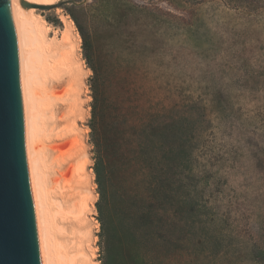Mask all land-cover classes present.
<instances>
[{"label":"rangeland","instance_id":"rangeland-1","mask_svg":"<svg viewBox=\"0 0 264 264\" xmlns=\"http://www.w3.org/2000/svg\"><path fill=\"white\" fill-rule=\"evenodd\" d=\"M254 1L36 7L47 87H33L49 94L31 143L49 264H264V0ZM119 130L121 187L93 144Z\"/></svg>","mask_w":264,"mask_h":264},{"label":"water","instance_id":"water-1","mask_svg":"<svg viewBox=\"0 0 264 264\" xmlns=\"http://www.w3.org/2000/svg\"><path fill=\"white\" fill-rule=\"evenodd\" d=\"M0 264H38L23 152L14 38L4 0H0Z\"/></svg>","mask_w":264,"mask_h":264},{"label":"bare ground","instance_id":"bare-ground-1","mask_svg":"<svg viewBox=\"0 0 264 264\" xmlns=\"http://www.w3.org/2000/svg\"><path fill=\"white\" fill-rule=\"evenodd\" d=\"M56 1L57 0H4L14 38L23 152L33 215L38 264H49V262H51L50 259L53 260V255L56 254V246H54V242L51 238L49 239L48 235H50L51 232L47 224H45V219L42 213L43 211L45 214L46 211V204L43 203L46 200L41 202L43 193L39 194L38 187L36 186L35 154L37 146L31 143L35 129H37L36 124H38V116L40 118L39 124L42 126L40 112L44 110V108L42 109L41 107L42 105L43 107L45 106L46 101L42 104L39 100L43 101L49 94L46 88V80L42 79L45 76L47 67L42 53L43 44L41 45V43L43 42V35L40 34L41 30L38 25L39 22L35 17L34 11L36 10V7H46L54 4ZM40 71H43V73ZM41 76L43 77L41 78ZM34 79H36V82ZM40 80H45L44 83L46 87H43L46 88V91L44 88V91L42 90L38 93V91L34 89L33 85L37 82L39 83ZM42 85L44 84L40 81L39 86L41 87ZM40 87L39 89H41ZM41 92L42 96H40ZM47 244L48 250L46 251Z\"/></svg>","mask_w":264,"mask_h":264},{"label":"trees","instance_id":"trees-1","mask_svg":"<svg viewBox=\"0 0 264 264\" xmlns=\"http://www.w3.org/2000/svg\"><path fill=\"white\" fill-rule=\"evenodd\" d=\"M253 3H256V2L254 0H251L250 4L252 5ZM69 14L71 15L74 23L76 24V26L80 32V35L82 38V48L84 50V58L86 59L87 62H89L90 61V48H91L90 42L87 39V37L83 34V31H82L81 27L79 26L76 18L71 13H69ZM90 126H91V131L94 132L96 130L95 124L91 123ZM101 139L99 138V140H98V138H95V140H93V144L96 147L97 154H99V156L108 164V166L110 168L109 174L112 175L114 173L115 175H117L118 180H119L118 187H121L125 183V179H124V177H122V173H123L125 167L123 164V159H124L123 155H122L121 151H119V150L122 149L123 144H127V142L129 141L128 133H127V131H124V130L117 131L115 134V137L112 138L113 142H111L110 145L108 142V145L106 148H105L104 137ZM117 140H118V142H117ZM95 173L97 176V184H98V186H100V181H99L100 172H99L98 168H95ZM100 195H102L101 192H100ZM102 264H106V262L103 261Z\"/></svg>","mask_w":264,"mask_h":264}]
</instances>
